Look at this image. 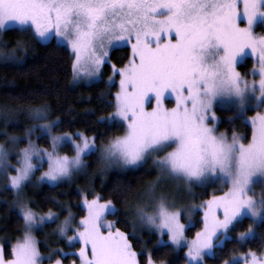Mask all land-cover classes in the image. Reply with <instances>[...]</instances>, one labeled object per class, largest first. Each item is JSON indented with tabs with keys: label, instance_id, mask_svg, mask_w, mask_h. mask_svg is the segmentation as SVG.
<instances>
[{
	"label": "snow or ice",
	"instance_id": "6c2138e0",
	"mask_svg": "<svg viewBox=\"0 0 264 264\" xmlns=\"http://www.w3.org/2000/svg\"><path fill=\"white\" fill-rule=\"evenodd\" d=\"M0 0V30L15 26L31 40L53 48H67L73 81L99 80L110 51L118 45L130 47L123 67L112 65L113 76L106 87L118 90L109 105L108 122L122 128L100 147V160L107 166L136 167L147 159L158 170V186L163 178L195 184L219 183L227 188L204 201L203 227L191 240L185 237L183 213L173 209L166 195L155 194L136 209L142 224L154 228L161 237L157 244L187 247L186 264H202L229 239L235 224L249 218L246 232L238 239H254L255 228L264 224V34L254 26H264V0ZM244 26H241V25ZM23 40L8 50L0 48V58L19 63L17 52ZM255 58L252 75L258 81L242 79L236 67L247 57ZM174 101V105L168 104ZM229 103L233 117L251 134L232 132L231 138L217 133L216 108ZM255 109V114H247ZM38 128L26 130L27 143L15 155L17 138L11 147L0 145V176L15 195V206L23 217L22 236L13 245L11 259L0 250V264H41V254L33 236L36 229L57 217L49 210L40 214L25 196L37 171V183L50 186L70 179L85 167L84 157L96 151L95 137L84 133L57 134L58 118L50 120L46 105L30 110ZM247 116L245 120L244 117ZM39 131L46 138L41 147L31 139ZM71 143L73 155L61 154ZM46 165V168H45ZM262 188L259 200L251 194ZM83 196L86 214L76 222L71 212L57 225L69 244L79 242V264H141L142 253L134 250L129 235L107 221L116 210L111 200ZM150 209V210H149ZM73 235H68L69 231ZM70 253H60L61 256ZM76 255V254H72ZM51 259V257H49ZM244 264H264V252L249 251ZM56 264H61L60 260ZM74 264L76 262L74 261ZM147 264H154L151 255ZM238 264V261H225Z\"/></svg>",
	"mask_w": 264,
	"mask_h": 264
},
{
	"label": "trees",
	"instance_id": "16d2710c",
	"mask_svg": "<svg viewBox=\"0 0 264 264\" xmlns=\"http://www.w3.org/2000/svg\"><path fill=\"white\" fill-rule=\"evenodd\" d=\"M23 40L27 47L17 52L19 63L6 61L0 58V144L8 145L9 137H16L19 147L23 148L27 143L26 130L37 127L41 122L32 119L30 110L41 105H46L48 118H58L59 127L56 133H84L88 137H95L97 147H101L110 137L122 134L119 128L108 122L109 113L113 109L109 106L117 86L114 80L112 87H106L110 76V66L116 65L119 69L127 62L130 55L128 47H121L111 51L110 64L104 65L101 79L89 85H79L72 82L71 58L67 48H53L31 40L17 28L0 30V48L4 46L11 50L16 42ZM252 61L246 59L239 67L244 71L251 67ZM118 75L116 76V79ZM73 84V85H72ZM220 122L217 127L219 133H225L228 137L233 131L240 134H251V128L233 117V109L216 108ZM39 131L32 134L31 139L39 146H46V138ZM61 154L72 155V148L62 146ZM87 176L75 177L58 185H41L24 190L25 196L38 213L45 214L49 210L59 212L64 216L63 208L70 207L76 212V218L84 215L79 206L81 200L80 190L90 188L92 191L88 197L99 196L102 202L112 201L115 207V215L107 216V221H116V227L128 235L132 229L134 220L132 203L135 196L147 190L149 185L156 180L157 171L148 164L125 172L102 173L101 160L97 152L85 157ZM217 189L216 185L208 187V191ZM222 192V191H221ZM209 197V194H206ZM208 199V198H207ZM251 221L247 218L237 223L230 232L232 238L227 240L222 247L215 250L214 257L206 258V264H224L237 254H247L249 251L261 255L264 252V224L255 230L254 239L239 242L237 236L246 232ZM24 222L15 206L14 192L0 180V249L5 260L11 259L13 245L22 236ZM200 228L199 222L193 229L186 232L187 237L192 238ZM55 229V223L45 226L47 232ZM38 247L41 254H46L49 247L44 244V232H38ZM131 239L134 250L141 252V262L151 255L157 264H185V251L168 245L161 247L157 244L158 236L144 232V246L133 237ZM53 248L70 253L61 259L57 254L54 258H60L63 264L77 262L75 249L77 245L68 247L65 241L54 238ZM59 239V240H57ZM239 264V263H238Z\"/></svg>",
	"mask_w": 264,
	"mask_h": 264
},
{
	"label": "rangeland",
	"instance_id": "374dc122",
	"mask_svg": "<svg viewBox=\"0 0 264 264\" xmlns=\"http://www.w3.org/2000/svg\"><path fill=\"white\" fill-rule=\"evenodd\" d=\"M240 8H241V11H242V8H243L242 0H241V3H240ZM241 26H244V25L242 24ZM10 28H16V27L13 26V27H10ZM254 30H255V32H256L257 35L264 34V26L259 25V23H257V25L254 26ZM121 47H128L130 49L129 46H127L125 44H121V45L116 46L112 50L117 49V48H121ZM111 51H110V53H111ZM130 51H131V49H130ZM246 59H250L252 61V65H251V67H248L246 70L244 69V71H242V70L239 69V67L244 64V62H245ZM254 62H255V58L251 56V53L250 52H249V55L247 57H245L244 59H242L239 62V64L236 67V71L240 73L242 79H247L249 82H251L253 79H256L258 81L259 76L257 75V76L254 77L251 74L252 73V69H253ZM108 64H110V62L106 63L105 65H108ZM103 67H102V70H101V73H100L99 80L101 79V76H102ZM110 76H113L112 66H110ZM116 76L114 77V80L116 82L115 84L117 86V89H116V91H117L118 90V85H119V76H118L117 79H116ZM99 80L88 81V80L81 79V80H78V81H73V78H72V82L73 83L75 82V83H77L79 85H89V84H92V83L97 82ZM173 105H174V101L172 103H169L168 104L169 107H172ZM217 108H220V109H233L232 105L229 104V103H227V102L223 106L218 105ZM260 111L264 112V107H262L260 109ZM254 114H255V109H253V111L249 112L247 115L248 116H251V115H254ZM216 116H217V127H218L219 122H220V119H219V117H218L217 114H216ZM0 118H1V114H0ZM244 119L246 120L247 119V116L244 117ZM38 126H37V128H38ZM217 127H216V131H217ZM217 133L219 134L218 131H217ZM229 138H231V136ZM8 140H9V138H8ZM19 142H20V140H18L16 149L13 150L11 152V155H10V160H11V162L13 164H15V162H16L15 161L16 152L20 148L19 147ZM0 145H3V144H0ZM67 145L72 148L71 143H69ZM4 146L5 147H11L10 140H9V144L8 145H4ZM95 152H97V154L100 157V147H97L96 146V151H94L92 153H95ZM85 157H84L85 167L81 171H79L76 174H74L70 179H65V180H63L61 182L68 181V180H72L75 177L87 176V166H86ZM145 164L150 165L151 167H153L157 171L156 180L149 185V187H148L147 190H144V192H141L140 194H138V195L135 196L136 198L133 200V203L131 205L132 206V209H133L134 220H133V223H132L131 232L129 234V236H131L134 239L140 241L142 243V246H144V243H145L144 242V239L142 238V235H143L144 232H146V233L148 232V233H152V234L157 235L159 240L160 239H163L164 241H167L168 240V237H167L166 234L161 237L158 233H156V231L154 230V228H152L151 226H149L147 224H142L139 221V219H138V217L136 215V209H137V207L145 205L147 203V201L149 200L150 193L152 192L153 187L155 186V182L158 179V170L155 168L154 163H153V160L151 158L147 159L146 162H143V163H141L140 165H138L136 167H130V166L129 167H117V166H107L106 167L101 162L102 173L103 174H108L109 172H125V171H128V170H133V169L139 168L140 166H143ZM45 168H46V165H45ZM41 171H43V169ZM41 171H37L35 173V175L33 176L32 183L28 184V185H30L31 188H35L36 189V188L40 187L41 185L46 184V183H37L36 182L37 181V178L41 175ZM0 180L5 181L6 185L10 188V186L7 184L4 176H0ZM61 182H59V183H61ZM58 184H56V185H58ZM46 185H48V184H46ZM211 185H216L217 189H214V190L212 189V190L208 191V187H210ZM221 191L222 192L227 191V188L221 186L218 182L217 183H214V184L213 183H205V184H195V183H193L191 186H189L188 184H186L184 182L174 181V180H172L170 178H163V179H161L159 185L158 186H155V194L157 196H159L161 193H163L164 195H166L168 197V199H169V201L171 203H174L175 208L173 210L174 211L178 210V211H180V212L183 213V216H182V219H181V223H183L186 226V228H185V237L188 240H191L192 238H194L195 237V234H196V233H194V235H193L192 238L187 237L186 232L189 229H193L194 226L197 225L198 222L200 224V228H199L198 231H200V229L203 227V224H202L203 209L200 208L199 205H201L204 201L210 199L211 198V195L213 193H215L216 195H221L222 194ZM79 192H80V194L82 196L81 197V200L79 202V206L82 209V202H83V196H84V194H86V193H90L91 194L92 191L90 190V188H83ZM206 194H209V197H206V196H208ZM251 194L254 196L255 199L259 200L261 198V195H262V188H261V186L260 185H256L254 187V189H253V193H251ZM93 197H88V199H92ZM100 202L101 203H104L102 201H100ZM16 210L19 213V210H18L17 207H16ZM63 210L65 211L64 216L61 217V214L59 212H53L56 215L57 219L54 222H49V223L46 224V225H48L50 223H55V229L53 231L47 232L45 230V226L46 225H44L41 228L34 230V232H33V236H34V238H35V240L37 242V248H38V250H39V247H38L39 240L37 238V233L38 232H44L43 242H44V244H46L49 247L48 248L49 251L46 254H41L40 253L41 254V257H42L41 264H56V261L57 260H60L61 261V264H63L64 262L61 259L64 258V257H66V256H68V255H66V256H61L60 255L61 259L60 258H54V256L57 255V254H60V253H68V252H65V251L61 250L60 248H53L52 247L51 244L54 243V241H55L54 238H59V239L65 241V243H66V245L68 247H71L73 245H77L78 246L75 249V252L74 253L76 254V259H77L76 264H79V256H78V250H79V246H80L79 245V242L78 241H73L72 244H69V241H68L67 237L66 236H62L57 231V225L63 222L64 218L68 215L69 212H71L73 214L76 222H78L79 219L76 218V212L72 208L65 207V208H63ZM83 211H84V214H86L85 210H83ZM21 218L23 219L22 216H21ZM243 219H245V218H243ZM247 219H249V218H247ZM256 228H255V230H256ZM68 235H73V233H72L71 230L69 231ZM228 236L230 238L224 240L222 242V246L224 245V243L227 240H230L232 238L230 232H229ZM238 237H239V235L237 236V240L239 241ZM59 239H57V240H59ZM239 242H241V241H239ZM241 243H243V242H241ZM169 245L172 246L171 244H169ZM179 248L184 249V251H185V257H186L187 247L186 246H181ZM136 252L137 253H142V250H141V252H138V251H136ZM245 255L246 254H237L234 257H232V259L230 261H238L239 264H244V259L243 258H244ZM49 257H51V259H49ZM210 257H212V256H210ZM206 258H209V257H206ZM206 258H204V260L202 261V264H206V262H205ZM186 259H187V257H186ZM141 264H147V259L144 262H141ZM154 264H157V263H154Z\"/></svg>",
	"mask_w": 264,
	"mask_h": 264
}]
</instances>
